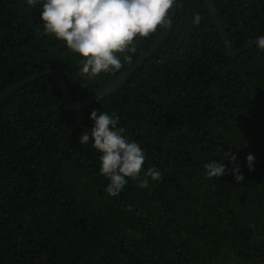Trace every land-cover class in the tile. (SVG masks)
Masks as SVG:
<instances>
[{
  "label": "trees",
  "instance_id": "trees-1",
  "mask_svg": "<svg viewBox=\"0 0 264 264\" xmlns=\"http://www.w3.org/2000/svg\"><path fill=\"white\" fill-rule=\"evenodd\" d=\"M212 1L233 50L264 34V0ZM164 29L141 38L132 63ZM132 63L86 79L80 58L44 32L39 5L0 0V95L50 70L67 101H83ZM61 97L42 75L0 106V264H264V51L229 57L203 1L180 0L170 34L112 94L79 111ZM93 110L120 117L160 181L104 192L99 153L79 144ZM213 160L225 175H205Z\"/></svg>",
  "mask_w": 264,
  "mask_h": 264
},
{
  "label": "clouds",
  "instance_id": "clouds-1",
  "mask_svg": "<svg viewBox=\"0 0 264 264\" xmlns=\"http://www.w3.org/2000/svg\"><path fill=\"white\" fill-rule=\"evenodd\" d=\"M179 3L180 0H26L29 6H40L44 32L62 41L80 58L79 71L89 80L117 72L132 63L141 38H148L158 27H170L171 10ZM201 19L199 13H194L193 25H199ZM255 44L264 51V34L257 36ZM89 120L93 126L82 132L79 144L91 141L99 153V172L108 181L104 192L109 197H117L124 191L129 179L137 181L139 189H147L150 182L160 181L159 169L142 168L147 159L145 150L125 135L126 129L118 126L120 117L115 112L93 110ZM226 155V160L234 164L236 157ZM245 160L251 168L255 157L249 154ZM224 161L205 163V175L208 178L225 175ZM231 174L237 183L243 180L238 166L231 169ZM126 211L132 212V206Z\"/></svg>",
  "mask_w": 264,
  "mask_h": 264
},
{
  "label": "water",
  "instance_id": "water-1",
  "mask_svg": "<svg viewBox=\"0 0 264 264\" xmlns=\"http://www.w3.org/2000/svg\"><path fill=\"white\" fill-rule=\"evenodd\" d=\"M202 1L205 5V8H206L208 14H209V17L212 21L213 26L215 27V29L218 32L222 42L224 43V45L226 47V52H227L229 57H235L236 55L241 54L242 52L248 50L249 48L256 46V44H255L256 38H255V39H252V40L246 42L241 48L233 50L231 48L227 32H226V30L223 26V23H222L219 15H218V12L216 10V7H215L213 1L212 0H202ZM175 11H176V6H173V9L171 10L173 21H174ZM172 25H173V23H172ZM172 25L168 28H165L162 31V33L158 36L156 41L149 48V50L146 53H144L143 55H141L124 72H122L118 77H116L111 83H109L101 91H99L95 95L88 97L87 99H85L83 101H67L69 88H68L66 81H64L58 73L47 70L42 74H36L32 77H29L25 80H22L20 82L15 83V84L11 85L10 87H7L0 95V106L8 97H10L15 91H17L18 89H20L24 85L32 82L35 79H38L42 75H49V76H52L57 81L60 89L62 90V97H61V100L59 102L60 107H62L65 110H69V111L83 110V109L93 105L94 103L98 102L99 100H101V99L109 96L110 94H112L116 89H118L126 81V79L130 75H132L138 68H140L141 65L143 64V62L153 55V53L158 49V46L161 44V42L170 34Z\"/></svg>",
  "mask_w": 264,
  "mask_h": 264
}]
</instances>
